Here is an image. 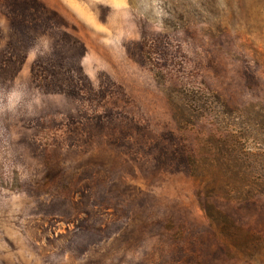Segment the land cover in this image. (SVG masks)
I'll return each instance as SVG.
<instances>
[{
	"label": "rangeland",
	"instance_id": "rangeland-1",
	"mask_svg": "<svg viewBox=\"0 0 264 264\" xmlns=\"http://www.w3.org/2000/svg\"><path fill=\"white\" fill-rule=\"evenodd\" d=\"M264 0H0V264H264V193L210 199L168 93L264 103ZM256 258V259H255Z\"/></svg>",
	"mask_w": 264,
	"mask_h": 264
},
{
	"label": "trees",
	"instance_id": "trees-1",
	"mask_svg": "<svg viewBox=\"0 0 264 264\" xmlns=\"http://www.w3.org/2000/svg\"><path fill=\"white\" fill-rule=\"evenodd\" d=\"M264 67V53L255 50ZM180 128L208 119L211 131L199 139L198 153L189 158L192 175L207 198L246 201L264 193V103L232 104L218 91L180 88L168 93ZM206 214L229 256L254 258L264 239L253 237L219 212L211 202ZM256 259V258H255Z\"/></svg>",
	"mask_w": 264,
	"mask_h": 264
}]
</instances>
